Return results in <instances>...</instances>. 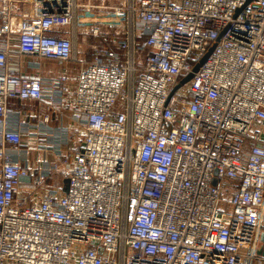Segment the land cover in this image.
I'll list each match as a JSON object with an SVG mask.
<instances>
[{
    "label": "built area",
    "instance_id": "2783aa9c",
    "mask_svg": "<svg viewBox=\"0 0 264 264\" xmlns=\"http://www.w3.org/2000/svg\"><path fill=\"white\" fill-rule=\"evenodd\" d=\"M109 1L0 0V264H264V0Z\"/></svg>",
    "mask_w": 264,
    "mask_h": 264
},
{
    "label": "crops",
    "instance_id": "0c3cea01",
    "mask_svg": "<svg viewBox=\"0 0 264 264\" xmlns=\"http://www.w3.org/2000/svg\"><path fill=\"white\" fill-rule=\"evenodd\" d=\"M83 37H84V42H85L86 37L85 36H83ZM103 42H104V40H103ZM108 42H110V41H108ZM76 46L80 47L77 44V39H76ZM103 46L108 47V48H112V47H114V43L111 46L106 45V44ZM42 66H43L42 69L37 73L40 76H49V75H52L55 73H62L65 70V67L57 68L52 63H48V62H46V64H44ZM8 108L10 110L19 112L21 114L19 121H21L23 123L32 125L37 121L36 117L34 116V114H36L35 113L36 107L34 104H32L30 102H20L18 100H13V101L9 102ZM57 125H58L57 121L53 120L50 126H52V128H55ZM74 137H77V133H75V132H73V134L71 136V139H70L71 143H73V141H71V140ZM22 141H23V143H22L20 149L24 151V153L26 154L25 156L33 163V169L35 171V169H37L39 159L41 156L33 148L36 145V140L34 138L23 137ZM70 142H69V144H71ZM69 144H67V145L70 147ZM79 148H80V146H79ZM78 149H75V150H78ZM26 150H28L27 153H26ZM75 150H71V151L68 150L67 153L70 154V153L74 152ZM47 157L52 158L53 157L52 153L51 152L48 153ZM60 178L57 176H54V177L50 178L48 180V182L52 185H54V184L56 185L62 181V180H60Z\"/></svg>",
    "mask_w": 264,
    "mask_h": 264
},
{
    "label": "rangeland",
    "instance_id": "374dc122",
    "mask_svg": "<svg viewBox=\"0 0 264 264\" xmlns=\"http://www.w3.org/2000/svg\"><path fill=\"white\" fill-rule=\"evenodd\" d=\"M119 0H110V4L113 3H117ZM108 35H111V33H109ZM104 40V42H103ZM110 40L105 39L103 35H101L100 37H96V36H92V35H88L86 36L85 42H84V37L81 34L77 35V44L78 46H80V50L82 51V53H80L81 55H85L86 56H90V54L92 53L91 48L93 45H97L99 47H102L103 45H109L111 46L113 44V42H108ZM85 53V54H84ZM73 143L69 144L70 147L67 145L65 147V151L67 152L68 150H75L78 149L80 146V139L78 137H74L72 138Z\"/></svg>",
    "mask_w": 264,
    "mask_h": 264
},
{
    "label": "water",
    "instance_id": "95a60500",
    "mask_svg": "<svg viewBox=\"0 0 264 264\" xmlns=\"http://www.w3.org/2000/svg\"><path fill=\"white\" fill-rule=\"evenodd\" d=\"M251 0H247L246 1V3H248V2H250ZM213 46L208 50V52L201 58V60L198 62V63H196L195 65H194V67L192 68V71L190 72V73H188L181 81H180V83H179V85L177 86V87H179L180 85H182V84H184V83H186V82H188L191 78H192V76H193V73L194 72H196L198 69H199V67L201 66V64L206 60V58L209 56V54L211 53V51L213 50ZM176 87V88H177ZM62 183H63V188H62V190H63V192L64 193H66L67 192V188H68V180L67 179H63V181H62ZM262 238H263V241H264V235L262 236ZM260 253L262 254V255H264V247H263V249L260 251Z\"/></svg>",
    "mask_w": 264,
    "mask_h": 264
}]
</instances>
